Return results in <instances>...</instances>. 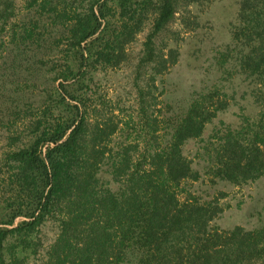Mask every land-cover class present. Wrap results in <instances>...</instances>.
I'll use <instances>...</instances> for the list:
<instances>
[{
    "label": "trees",
    "instance_id": "obj_1",
    "mask_svg": "<svg viewBox=\"0 0 264 264\" xmlns=\"http://www.w3.org/2000/svg\"><path fill=\"white\" fill-rule=\"evenodd\" d=\"M202 1L213 0H0V264H264V225L212 226L226 192L202 200L184 187L202 174L233 185L264 177V0H239L219 56L247 82L254 117L206 139L226 92L199 94L168 122L139 82L127 128L90 112V82L128 60L149 19L136 80L168 71L178 50L156 51L155 39ZM190 141L203 142V173L184 152Z\"/></svg>",
    "mask_w": 264,
    "mask_h": 264
},
{
    "label": "rangeland",
    "instance_id": "obj_2",
    "mask_svg": "<svg viewBox=\"0 0 264 264\" xmlns=\"http://www.w3.org/2000/svg\"><path fill=\"white\" fill-rule=\"evenodd\" d=\"M238 2L239 0L202 1L191 5L189 11L180 7L155 39L156 51L166 53L171 47L177 48V62L153 80L149 72L143 70L142 78L137 81V63L143 54L147 34L152 29V19L147 20L143 30L127 47L128 60L117 67L99 70L90 82L88 103L92 116L95 114L104 119L115 115L113 120L119 124V128H127L125 122L129 121L131 115L135 117L137 114L136 82H139L141 87H146L154 95L151 102L154 103L152 107H157L155 113L168 122V117L184 113L199 94L215 88L226 92L230 104L207 125L204 134L206 139L213 130L223 129L228 125L233 128L238 126L243 113L254 117L258 108L246 93L247 82L240 80L233 71V61L224 66L219 62L220 53L226 51L228 45H232L231 30L237 22ZM18 3L20 8L25 5L24 0H18ZM21 12L24 14L22 9ZM160 124V133L169 129L167 127L170 123ZM130 126V131L133 132L132 124ZM119 134L122 136V131ZM116 137L115 141L122 138ZM202 144L203 142L190 141L185 145L184 152L194 159L197 168L202 169L203 173L200 164L204 161L197 158V150ZM4 149L6 139L0 137V155ZM202 175L198 181H187L184 187L202 200L212 199L219 191L226 192V196L220 198L225 209L211 221L212 226L223 230L236 225H242L246 229L264 225V177L244 185H233L226 181L213 184L206 174ZM44 233V237L51 241L57 228L50 224L44 229Z\"/></svg>",
    "mask_w": 264,
    "mask_h": 264
}]
</instances>
